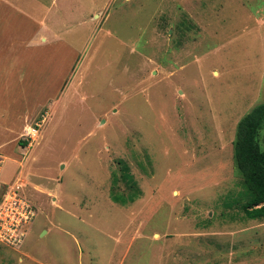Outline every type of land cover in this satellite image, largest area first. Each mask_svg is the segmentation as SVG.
<instances>
[{
	"label": "rangeland",
	"instance_id": "374dc122",
	"mask_svg": "<svg viewBox=\"0 0 264 264\" xmlns=\"http://www.w3.org/2000/svg\"><path fill=\"white\" fill-rule=\"evenodd\" d=\"M86 15L27 82L38 103L13 107L20 127L37 110L5 145L29 159L14 180L35 217L0 264H264L233 159L264 104V0H92ZM122 164L140 191L125 206Z\"/></svg>",
	"mask_w": 264,
	"mask_h": 264
},
{
	"label": "crops",
	"instance_id": "0c3cea01",
	"mask_svg": "<svg viewBox=\"0 0 264 264\" xmlns=\"http://www.w3.org/2000/svg\"><path fill=\"white\" fill-rule=\"evenodd\" d=\"M91 1L0 0V119L3 121V125H0L1 193L17 176L22 179L23 168L29 161L27 159L20 167V153L18 155L5 145L13 136L25 130L30 116L37 111L30 107L22 118L18 116L22 122L20 127L19 124L12 125L13 107L38 103L34 91L27 92V82L38 78L45 62H55V59L57 62L58 58L49 56L59 53L54 46L61 42V24L75 18L83 19L81 16L86 15V8L91 7ZM47 46H52L51 51L45 50Z\"/></svg>",
	"mask_w": 264,
	"mask_h": 264
},
{
	"label": "trees",
	"instance_id": "16d2710c",
	"mask_svg": "<svg viewBox=\"0 0 264 264\" xmlns=\"http://www.w3.org/2000/svg\"><path fill=\"white\" fill-rule=\"evenodd\" d=\"M263 128L264 104L255 106L236 126L233 159L241 176L239 196L245 199L239 210L247 220L264 219V146L261 147L258 140ZM120 170V179L127 187L133 188V192L127 196L114 193L118 179L113 176L110 197L115 203L125 206L133 203L140 191L136 189L127 165L122 164Z\"/></svg>",
	"mask_w": 264,
	"mask_h": 264
},
{
	"label": "built area",
	"instance_id": "2783aa9c",
	"mask_svg": "<svg viewBox=\"0 0 264 264\" xmlns=\"http://www.w3.org/2000/svg\"><path fill=\"white\" fill-rule=\"evenodd\" d=\"M46 117L34 123L26 132L28 146L41 134ZM18 180L7 184L0 195V245L14 247L21 243L28 224L35 217V209L19 194ZM27 227V228H25Z\"/></svg>",
	"mask_w": 264,
	"mask_h": 264
}]
</instances>
